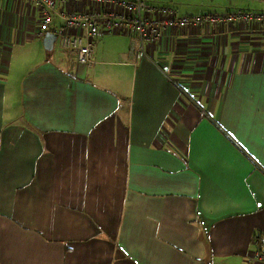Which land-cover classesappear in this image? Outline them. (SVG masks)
<instances>
[{
    "label": "crops",
    "instance_id": "crops-1",
    "mask_svg": "<svg viewBox=\"0 0 264 264\" xmlns=\"http://www.w3.org/2000/svg\"><path fill=\"white\" fill-rule=\"evenodd\" d=\"M146 3L264 12L263 0ZM41 19L30 0H0V264L264 253V21L173 28L144 53L101 21L86 67L61 45L64 22L42 35Z\"/></svg>",
    "mask_w": 264,
    "mask_h": 264
},
{
    "label": "built area",
    "instance_id": "built-area-1",
    "mask_svg": "<svg viewBox=\"0 0 264 264\" xmlns=\"http://www.w3.org/2000/svg\"><path fill=\"white\" fill-rule=\"evenodd\" d=\"M42 9L40 22L41 34L47 33L55 20H62L60 42L64 49L75 55L79 64L91 67L94 65L96 40L101 35V21L109 33H127L134 31L140 43L138 52L144 53V43L159 40L171 29H185L205 24L232 25L239 22L261 23L264 12L237 9L232 12H205L202 14L179 15L170 7H151L146 0H30ZM264 1V0H263ZM95 4L101 8L89 13H68V4ZM118 8V19L105 18L103 8ZM264 262V253L256 251L247 264Z\"/></svg>",
    "mask_w": 264,
    "mask_h": 264
},
{
    "label": "rangeland",
    "instance_id": "rangeland-1",
    "mask_svg": "<svg viewBox=\"0 0 264 264\" xmlns=\"http://www.w3.org/2000/svg\"><path fill=\"white\" fill-rule=\"evenodd\" d=\"M151 1V0H150ZM176 2V1H175ZM184 2V1H183ZM183 2H182V4H178V6H181V5H183ZM182 12H184V11H182ZM205 13V12H204ZM219 13H223V12H219ZM202 14V13H201ZM106 34H108L106 31L104 32V35H106ZM59 49H60V47L59 46H57V48H56V51H58V53H59Z\"/></svg>",
    "mask_w": 264,
    "mask_h": 264
},
{
    "label": "water",
    "instance_id": "water-1",
    "mask_svg": "<svg viewBox=\"0 0 264 264\" xmlns=\"http://www.w3.org/2000/svg\"><path fill=\"white\" fill-rule=\"evenodd\" d=\"M50 35V34H49ZM49 35H47V39H49V41H51V38H49Z\"/></svg>",
    "mask_w": 264,
    "mask_h": 264
},
{
    "label": "trees",
    "instance_id": "trees-1",
    "mask_svg": "<svg viewBox=\"0 0 264 264\" xmlns=\"http://www.w3.org/2000/svg\"><path fill=\"white\" fill-rule=\"evenodd\" d=\"M34 129V128H33Z\"/></svg>",
    "mask_w": 264,
    "mask_h": 264
}]
</instances>
